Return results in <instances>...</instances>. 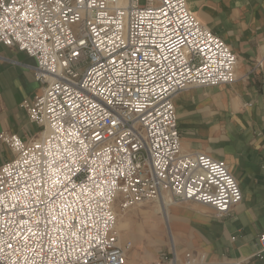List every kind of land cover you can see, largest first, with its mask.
I'll return each instance as SVG.
<instances>
[{"label": "built area", "instance_id": "2783aa9c", "mask_svg": "<svg viewBox=\"0 0 264 264\" xmlns=\"http://www.w3.org/2000/svg\"><path fill=\"white\" fill-rule=\"evenodd\" d=\"M0 44L34 58L40 84L21 103L38 136L0 133V264H126L116 208L222 216L241 201L223 160L181 148L174 96L232 84L237 64L186 0H0ZM148 264L240 263L170 250Z\"/></svg>", "mask_w": 264, "mask_h": 264}, {"label": "crops", "instance_id": "0c3cea01", "mask_svg": "<svg viewBox=\"0 0 264 264\" xmlns=\"http://www.w3.org/2000/svg\"><path fill=\"white\" fill-rule=\"evenodd\" d=\"M186 3L202 24L227 42L237 64L232 84L189 87L174 96L181 148L223 160L237 179L242 199L222 216L210 205L174 203L165 208L166 218L163 212L155 213L156 223L167 252L174 250L180 258L194 251L210 260L264 264V254L256 255L264 231V0ZM34 65L25 52L0 44V133H15L24 140L38 136L40 128L21 106L40 90ZM11 157L0 140V165ZM143 218L145 222L152 216Z\"/></svg>", "mask_w": 264, "mask_h": 264}, {"label": "rangeland", "instance_id": "374dc122", "mask_svg": "<svg viewBox=\"0 0 264 264\" xmlns=\"http://www.w3.org/2000/svg\"><path fill=\"white\" fill-rule=\"evenodd\" d=\"M144 1L145 0H139V2L141 4L144 3ZM154 202L155 201H148L144 204V207L145 206L146 207H153ZM151 204H152V206H151ZM137 206H134L132 208L124 210V212L128 218V221L130 223L131 229H130V234L129 235L128 234L123 235L121 237L120 241L122 243H124L125 241H130L132 244L131 249L127 253L126 264H129L130 261L134 262V263L148 264V263H151V261L157 259V257L160 256L162 253L164 254L167 252V248L164 246V244H165L164 237H163V240H164L163 242H161L157 245H154V246H150L146 242V239H143V235L141 233H143V234L149 233V228L146 225L148 222H146V223L143 222L144 221L143 216H141L139 214H134ZM116 211H117V213L122 212L121 210H119V208H116ZM158 215H160V214H158ZM151 216H152V218L150 219V221L155 220L157 222V220H156L157 217H156L155 213L151 214ZM144 230H146V231H144ZM131 252L133 254H131Z\"/></svg>", "mask_w": 264, "mask_h": 264}, {"label": "bare ground", "instance_id": "6f19581e", "mask_svg": "<svg viewBox=\"0 0 264 264\" xmlns=\"http://www.w3.org/2000/svg\"><path fill=\"white\" fill-rule=\"evenodd\" d=\"M145 203L146 202L140 203L137 206L136 211L134 212V214H139V215L145 217V219H147L150 214H153V213L160 214V212H163L164 207L158 201L154 202V206L153 207H146V206L144 207ZM151 206H152V204H151ZM146 222H148L146 225L149 228V233L148 234L141 233L143 235V239H146V242L150 246H154V245H157V244L161 243L163 241V232H161V230L158 227L156 221L155 220H151V221L150 220H145V223ZM130 229H131L130 223L128 221V218H127L125 212L122 211L121 213H117L116 221H115V230L118 233L119 238L121 239V237L123 235H125V234L129 235L130 234ZM144 231H146V230H144ZM162 231H163V229H162ZM131 254H133V253L131 252Z\"/></svg>", "mask_w": 264, "mask_h": 264}]
</instances>
